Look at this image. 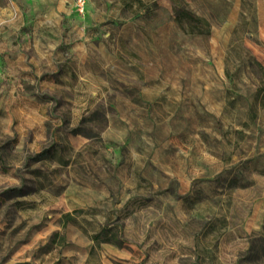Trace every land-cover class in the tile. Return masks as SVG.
Returning a JSON list of instances; mask_svg holds the SVG:
<instances>
[{
	"label": "rangeland",
	"instance_id": "rangeland-1",
	"mask_svg": "<svg viewBox=\"0 0 264 264\" xmlns=\"http://www.w3.org/2000/svg\"><path fill=\"white\" fill-rule=\"evenodd\" d=\"M79 1L0 0V264H264V0Z\"/></svg>",
	"mask_w": 264,
	"mask_h": 264
},
{
	"label": "trees",
	"instance_id": "trees-1",
	"mask_svg": "<svg viewBox=\"0 0 264 264\" xmlns=\"http://www.w3.org/2000/svg\"><path fill=\"white\" fill-rule=\"evenodd\" d=\"M172 1H173V11L175 13V20L184 31L191 34H209L211 32V25L205 18L194 14L191 10L187 9V7L182 5L181 2H179V0H172ZM261 67L263 68L262 65ZM107 231L108 229H104L103 231L98 233L95 236V240L98 243L110 242V243H115L118 246H122L123 242L119 240H115L116 239L115 235L112 238L100 239L101 236L104 235V233H106Z\"/></svg>",
	"mask_w": 264,
	"mask_h": 264
},
{
	"label": "built area",
	"instance_id": "built-area-1",
	"mask_svg": "<svg viewBox=\"0 0 264 264\" xmlns=\"http://www.w3.org/2000/svg\"><path fill=\"white\" fill-rule=\"evenodd\" d=\"M83 5H84V2H83V0H80V1H79V6L81 7V9H82V10H83V8H84V6H83Z\"/></svg>",
	"mask_w": 264,
	"mask_h": 264
}]
</instances>
